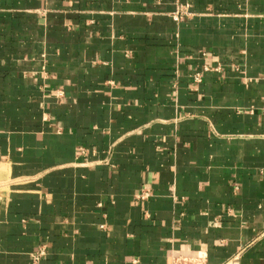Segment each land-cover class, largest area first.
<instances>
[{
  "label": "crops",
  "instance_id": "0c3cea01",
  "mask_svg": "<svg viewBox=\"0 0 264 264\" xmlns=\"http://www.w3.org/2000/svg\"><path fill=\"white\" fill-rule=\"evenodd\" d=\"M179 256L264 264V0H0V264Z\"/></svg>",
  "mask_w": 264,
  "mask_h": 264
},
{
  "label": "built area",
  "instance_id": "2783aa9c",
  "mask_svg": "<svg viewBox=\"0 0 264 264\" xmlns=\"http://www.w3.org/2000/svg\"><path fill=\"white\" fill-rule=\"evenodd\" d=\"M188 6L186 7H179V9L173 14V17L178 20L181 19L182 17L189 16V13L187 11ZM206 71H209L210 68L208 66L205 67ZM194 80L197 83H201L202 81V76L200 73H197L194 76ZM152 196V191L146 187L142 188V191L139 195L140 200H147ZM46 254V247L42 246L39 248V250L32 255L33 261L39 262L42 257ZM171 264H207V260L203 257H190V256H179V257H174L172 260Z\"/></svg>",
  "mask_w": 264,
  "mask_h": 264
}]
</instances>
